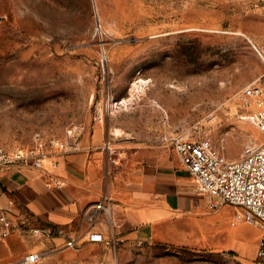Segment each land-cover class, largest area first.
Listing matches in <instances>:
<instances>
[{"label":"rangeland","instance_id":"rangeland-1","mask_svg":"<svg viewBox=\"0 0 264 264\" xmlns=\"http://www.w3.org/2000/svg\"><path fill=\"white\" fill-rule=\"evenodd\" d=\"M251 41L264 44V0H0V146L27 150L39 138L80 145L101 128L116 164L128 153L175 151L176 138L210 139L237 159L264 141L237 101L264 71ZM231 214L219 210L224 226ZM13 234L0 264H27L33 252L43 257L30 264L253 260L249 236L240 257L119 241L55 253L41 234Z\"/></svg>","mask_w":264,"mask_h":264},{"label":"crops","instance_id":"crops-1","mask_svg":"<svg viewBox=\"0 0 264 264\" xmlns=\"http://www.w3.org/2000/svg\"><path fill=\"white\" fill-rule=\"evenodd\" d=\"M107 137L103 129L97 128L91 137L80 141L77 150L51 149L52 156L44 160L42 168L32 161L4 167L0 205L15 224L12 233L21 227L38 229L46 240L45 247L55 253H71L78 248L84 252L89 247L119 241L124 245L210 248L240 257H246L243 247L249 236L253 263L261 229L237 219L240 207L224 204L210 209L211 197L197 191L193 177L175 151L155 156L128 153L116 164L103 145ZM53 178L60 179L63 186L48 188L46 182ZM105 195L114 204L112 222L104 219L92 230L102 232L106 240L82 239L77 249L67 247L69 237L91 230L84 210ZM222 208L236 212L228 217L226 226L219 217ZM12 233L0 239V258L10 255V243L15 238Z\"/></svg>","mask_w":264,"mask_h":264},{"label":"built area","instance_id":"built-area-1","mask_svg":"<svg viewBox=\"0 0 264 264\" xmlns=\"http://www.w3.org/2000/svg\"><path fill=\"white\" fill-rule=\"evenodd\" d=\"M251 44L264 64V44L252 41ZM237 101L241 109L240 117L250 121L264 133V71L237 93ZM171 144L183 166L193 177L197 191L211 197L210 209H217L224 204L240 207L241 212L237 214V219L260 227L261 237L252 264H264V141L237 159L227 158L207 138L196 140L176 138ZM47 146L59 152L79 149V145L58 138L50 139L47 144L39 138L35 145L27 150L9 151L0 146V199L3 192L1 177L4 167L32 161L35 167L42 168L44 160L52 156V151H48ZM105 147L111 156L115 151L111 142L107 141ZM63 184L58 178L46 182L48 188L62 187ZM113 209L114 204L106 195L94 205L87 207L84 210V218L91 230L77 237H69L66 246L77 248L78 242L82 239L90 242L105 241L106 237L102 232L92 229L104 219L107 223L112 222ZM14 227L10 214L0 205V239L7 238ZM34 233L38 235L39 230L35 229ZM42 257L41 252H33L26 255L23 261L27 264L35 263Z\"/></svg>","mask_w":264,"mask_h":264}]
</instances>
